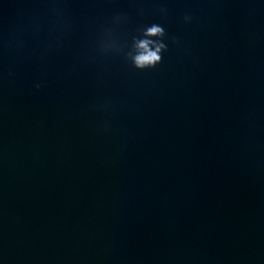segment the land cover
Returning <instances> with one entry per match:
<instances>
[{
    "label": "water",
    "instance_id": "95a60500",
    "mask_svg": "<svg viewBox=\"0 0 264 264\" xmlns=\"http://www.w3.org/2000/svg\"><path fill=\"white\" fill-rule=\"evenodd\" d=\"M0 264H264V0H0Z\"/></svg>",
    "mask_w": 264,
    "mask_h": 264
},
{
    "label": "clouds",
    "instance_id": "9594fccd",
    "mask_svg": "<svg viewBox=\"0 0 264 264\" xmlns=\"http://www.w3.org/2000/svg\"><path fill=\"white\" fill-rule=\"evenodd\" d=\"M161 11H166L161 9ZM121 19V17H117ZM191 16L185 15L184 21L186 23L191 21ZM109 39L105 40L101 45V52L106 53L109 51L121 52L122 49L117 46L116 42L111 38V31L109 30ZM167 36L166 30L159 24H151L146 26L141 31L139 37L132 38V45L129 51L124 53L126 60L137 70L154 69L162 62V53L168 50V45L164 42ZM174 43H178L175 38ZM40 88V84L35 85Z\"/></svg>",
    "mask_w": 264,
    "mask_h": 264
}]
</instances>
